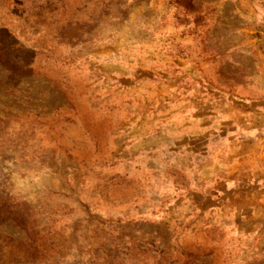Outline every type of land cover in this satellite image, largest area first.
I'll list each match as a JSON object with an SVG mask.
<instances>
[{"label":"rangeland","instance_id":"rangeland-1","mask_svg":"<svg viewBox=\"0 0 264 264\" xmlns=\"http://www.w3.org/2000/svg\"><path fill=\"white\" fill-rule=\"evenodd\" d=\"M0 264H264V0H0Z\"/></svg>","mask_w":264,"mask_h":264}]
</instances>
